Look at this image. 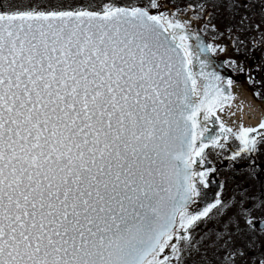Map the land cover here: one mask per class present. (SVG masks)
<instances>
[{"label":"snow or ice","instance_id":"1","mask_svg":"<svg viewBox=\"0 0 264 264\" xmlns=\"http://www.w3.org/2000/svg\"><path fill=\"white\" fill-rule=\"evenodd\" d=\"M201 24L264 37V0L0 3V264H264V120L223 119ZM209 149L243 161L228 199Z\"/></svg>","mask_w":264,"mask_h":264},{"label":"flooded vegetation","instance_id":"2","mask_svg":"<svg viewBox=\"0 0 264 264\" xmlns=\"http://www.w3.org/2000/svg\"><path fill=\"white\" fill-rule=\"evenodd\" d=\"M223 7V6H222ZM224 9L222 15H215V22L223 30L231 20V14ZM256 11V10H253ZM239 17H236L234 23L238 26ZM203 31L209 43H220L225 46V51H217L213 56L216 59L222 60L225 68L229 71V77L233 80L231 92L234 96V101L241 93L243 102L255 109V113L247 112L242 115L239 120H230L227 116L228 108L222 114L223 119L230 126L243 123L244 126H257L264 120V37L259 32L254 30L239 31L237 36L243 40L241 45L237 43L234 48L229 42L227 36H218L210 29ZM247 28V25H245ZM235 39V38H234ZM239 49V50H237ZM225 61H235V65L225 63ZM232 103V104H233ZM235 122V124L233 123ZM209 163L216 167V173L212 174V185L209 190V199L218 191L221 197L228 199L238 191L237 185L245 183V171L243 169V161L241 166L237 167L230 161V153L226 150L209 149ZM261 160L264 161V155H261ZM223 186L222 188L220 186ZM255 191V189H253ZM195 235H199L197 231ZM199 256H194L190 264H198Z\"/></svg>","mask_w":264,"mask_h":264},{"label":"rangeland","instance_id":"3","mask_svg":"<svg viewBox=\"0 0 264 264\" xmlns=\"http://www.w3.org/2000/svg\"><path fill=\"white\" fill-rule=\"evenodd\" d=\"M132 2L133 3H136L137 0H133ZM190 2H193L194 3L195 0H172V3H174L176 5H181V6L184 5V4H186V3H190ZM223 13H224V9L221 6V7L217 8L216 12L214 13V16L215 15H222ZM214 22H215V20H214ZM199 26H203V24H201ZM242 96L243 95L240 93L238 95V97L236 98L233 106L230 107V109L228 108V114H227V116H228V118L230 120H239V119H241V116L244 115V114L241 113V110L238 107V105L243 104V98H241Z\"/></svg>","mask_w":264,"mask_h":264},{"label":"water","instance_id":"4","mask_svg":"<svg viewBox=\"0 0 264 264\" xmlns=\"http://www.w3.org/2000/svg\"><path fill=\"white\" fill-rule=\"evenodd\" d=\"M203 33V31H202ZM203 36H204V40L206 43H209L208 39L205 37L204 33H203ZM212 59L216 62V65H217V70L220 72V74L222 76H224L225 78H228L229 77V71L227 68H225V64L222 60H219V59H216L214 56H212ZM233 102H231V105H232ZM211 200V199H209Z\"/></svg>","mask_w":264,"mask_h":264},{"label":"trees","instance_id":"5","mask_svg":"<svg viewBox=\"0 0 264 264\" xmlns=\"http://www.w3.org/2000/svg\"><path fill=\"white\" fill-rule=\"evenodd\" d=\"M133 0H123L124 3H133ZM43 2H47V0H43ZM81 2L83 3H88V0H54V3H56L57 5H59L60 3H64V4H77L79 5ZM0 3H3L5 5H7L8 0H0Z\"/></svg>","mask_w":264,"mask_h":264},{"label":"bare ground","instance_id":"6","mask_svg":"<svg viewBox=\"0 0 264 264\" xmlns=\"http://www.w3.org/2000/svg\"><path fill=\"white\" fill-rule=\"evenodd\" d=\"M234 102H235V101H234ZM233 104H234V103H233ZM233 104H232L230 107H232ZM238 107H239V109L241 110V113L244 114V115H246L247 112H253V113H255V109L252 108L251 106H248V105L245 103V101L243 102V104L238 105ZM229 109H230V108H229Z\"/></svg>","mask_w":264,"mask_h":264}]
</instances>
